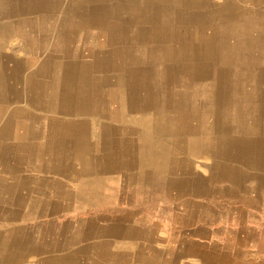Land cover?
<instances>
[{
  "label": "crops",
  "instance_id": "obj_1",
  "mask_svg": "<svg viewBox=\"0 0 264 264\" xmlns=\"http://www.w3.org/2000/svg\"><path fill=\"white\" fill-rule=\"evenodd\" d=\"M12 1L4 0L0 9V186H10V191L1 193L16 195H0V264H264V158L255 161L256 145L246 144L255 136L242 135L244 143H238L245 147L236 146L234 159L217 160L235 168L237 176L212 180L216 187L237 181L242 187L237 192L253 202L244 203L239 213L234 211V221L205 217L190 221V215L174 207L177 196L189 193H178L181 189L173 185L180 181L176 175L160 180L158 164L143 158L137 140L128 148L132 161L125 162L128 152L118 153V134L125 139L124 128L111 130L115 122L102 102L110 91L120 101L125 98L127 80L105 82L101 76H109L110 71L88 70L86 75L99 76L103 82L95 95L88 79L76 76L78 67L68 62L71 54L51 48L65 26L61 16H52V28L44 33L50 48H30L13 29L19 17L27 14L26 1H20L18 8L7 5ZM248 3L259 7L264 0ZM64 66L75 77L58 76ZM88 97H95V102ZM72 99L74 103H68ZM95 104L100 106L97 112L92 110ZM69 107L74 110L62 111ZM139 112L129 114L137 117ZM57 121L74 125L65 129L53 124ZM102 138H108L109 148L104 149ZM179 148H184L183 154L177 156L188 157L195 171L206 174L212 164L209 154L195 157L187 146ZM85 169L88 175L82 174ZM143 171L151 172L148 179L154 190L143 187ZM98 180L106 182L103 191ZM37 185L40 192L26 190ZM161 186L168 190L160 191ZM256 186L258 191L253 189ZM46 193L56 198V205L40 201ZM62 196L70 201H58ZM64 211L72 213L65 220L60 218Z\"/></svg>",
  "mask_w": 264,
  "mask_h": 264
},
{
  "label": "bare ground",
  "instance_id": "obj_2",
  "mask_svg": "<svg viewBox=\"0 0 264 264\" xmlns=\"http://www.w3.org/2000/svg\"><path fill=\"white\" fill-rule=\"evenodd\" d=\"M33 1L36 4L43 3V5L34 6L36 8H31L29 13H42L44 10H50L49 13L52 16H61L59 18L64 20L62 21L65 25L62 26L61 30L66 31L68 34L71 33L70 30H78L82 27V22L74 23V18L87 17L92 9H97L98 7L100 10L109 9L114 15L112 17L114 19L110 22L103 20L102 16L100 21L95 20L96 18H90L91 20L88 23L85 22V27L97 30L96 33L98 35L93 38L82 37L77 40L68 38L70 41L68 45L66 44L68 42L61 40L63 44L70 46L72 50L85 47L84 53L71 54L70 56L72 57L68 62H71L73 67L76 68L84 63L87 65L93 63L100 71H110L111 74L109 76H101L105 82L108 79V81L110 80L109 83L112 81L117 84H123L124 82L120 78L127 80L129 85L126 86L125 98L120 101L116 94L110 91L106 97L107 102H105L106 100L100 101L102 105H107L108 103L113 105L112 103L115 102L116 105L110 112L111 114H118V111H120L119 114L124 116L134 110L144 112L149 110L151 105L157 104H160L159 107L164 112L172 111V108L177 112L176 120L174 121L178 129V137L171 140L158 136L155 130L156 126L151 124L149 119L144 118L140 121L135 118L128 125L125 118L121 119L117 124L121 128L124 127V135L127 136L124 143L126 144V150H122V153L130 151L127 145L135 141V137L139 134V127L136 126V123L139 124L143 135L151 136L152 138L150 139L156 145L165 144L163 147L160 146L161 148H158L154 155L168 160V166L164 172L169 175H176L179 178L180 181L175 180L173 184L174 187L181 189V191L177 192H189L184 196L182 193V196L175 198V200L180 201V205H182L188 216L194 210L203 208V206L213 209L222 206L233 208L242 207L246 202H253L250 199H245L242 193H225L231 191L230 187L232 184L228 187H216L213 186L212 180L216 177L224 179L237 176L235 168L234 171L232 170L233 167L219 163L217 159H219V156L225 158L223 161L234 159L237 150L236 146L245 147L240 144L244 143L242 135H248L249 133L255 136V138L247 141L246 144L256 145L253 150L255 161H257L258 157L264 158V102L259 106L260 94L261 92L264 94V68H259L260 64H258L261 60L260 57L264 59V52L261 54L252 52L261 48L264 51V4L255 7L254 4L248 3V1L253 0H223L221 3L213 4L212 6L206 4L207 0H117L115 2L111 0H86L83 5H78L80 3L76 0H51L53 1L51 5H48L51 3L50 0ZM237 3L240 4L238 5ZM123 10H126L129 14L126 18L119 16L122 15ZM138 16L139 18L142 17V20H136ZM204 16L207 18L200 20ZM155 17L160 19L157 24L147 21V19H155ZM107 23L109 24L107 25ZM254 25L256 26L255 28ZM137 29L155 30L157 32L163 30L165 37L155 36L149 39L138 37L132 39L130 37L129 42L133 43L135 47L133 50L136 53H132L130 63H126L124 60L127 55L122 53L125 45L123 34L125 32L131 34ZM53 31L55 33L54 28ZM235 37H237V40H235ZM240 46H243V49ZM109 48L111 51H107ZM98 49L103 52L98 53ZM194 50L197 51L196 54L193 53ZM186 64L187 67L183 68V65ZM60 71L61 74L58 76L75 77L69 66H64ZM183 73L186 74L183 75ZM82 74L83 72L76 71V76L78 77L91 80L97 78L100 83L102 82L99 76L92 75L89 77L91 75L88 76L89 73L87 75ZM152 74L156 77L155 92H152L149 88L150 86L145 82ZM192 79L191 84L189 81ZM184 80L188 81L187 84L182 82ZM130 82L132 85H130ZM111 86H113V83ZM96 94L97 92L95 91ZM187 96L189 99H187ZM152 97H155V101ZM88 100L90 101L91 97H88ZM74 101L72 99L68 103L73 104ZM125 106L128 107L124 108ZM193 108H198L200 112L193 114ZM73 110L74 108L62 109L63 112H71ZM221 119L228 121V127L222 124ZM53 124L61 125L65 129L74 125V123H61L59 121ZM101 127L103 128L104 125H101ZM109 127L114 130L115 124H111ZM217 129L222 130L229 136L221 149L216 148L213 140L214 131ZM106 130H108V127ZM187 134L192 136L202 134L204 141L209 144L198 151L197 154L200 156L201 153L205 152L215 160L211 178L208 182L206 181L212 193H191V188L189 189L190 181H187L182 169L188 157L177 156V153H182L184 148H166L167 143L184 139ZM103 139H101L103 141L102 146L104 149L109 148L108 138ZM142 141L144 140L142 139ZM188 148L191 152L194 151L192 147ZM165 184V187H167L168 182ZM33 188L27 187L26 190L29 191ZM237 188L242 190V187L236 181L235 190ZM0 190V195L2 196L9 195L13 197V194L16 195V193H1L10 191L9 185L0 186ZM204 194L209 197L204 204V200L195 201L192 198ZM223 198H227L228 201L222 203ZM68 199L69 197L64 196V201L67 200L69 202L70 200ZM180 218L179 216L178 219Z\"/></svg>",
  "mask_w": 264,
  "mask_h": 264
},
{
  "label": "rangeland",
  "instance_id": "obj_3",
  "mask_svg": "<svg viewBox=\"0 0 264 264\" xmlns=\"http://www.w3.org/2000/svg\"><path fill=\"white\" fill-rule=\"evenodd\" d=\"M9 1V0H8ZM20 1H26V4H24L25 8H27V14H24L22 16L19 17V19L15 22V24L13 25V29L16 30L17 32L21 33L20 35L24 38V40L27 41L28 43V46L30 48H37V47H41L42 49H46V48H50V46H48V42L46 41L45 39V35L44 33H49L50 32V29L52 28V24H53V21H52V15L49 13L50 10H47L42 13H35V14H29L30 12V9L33 8L34 6H42V4H36L33 0H13L11 3L8 4L7 2V5H10L11 7H20L21 5V2ZM51 1V0H50ZM77 2H79L80 4L78 5H83L86 0H76ZM112 2H115L117 0H111ZM53 1H51V3H49L48 5H51ZM218 2H216L215 0H207V5L208 6H212L213 4H217ZM5 5L4 3V0H0V9L3 8V6ZM38 7V6H37ZM36 8V7H34ZM101 11H103L101 13ZM122 15H126L128 16L129 14L126 12V10L122 11ZM103 17V20H105L106 22H110L114 15L111 13V11L109 9H102L100 10V8L98 7L97 9H92L91 12L88 14L87 17H77V18H74V23L75 22H82V27L78 30H70L71 33H67L66 31H63V30H59L58 31V34L55 38V42L51 45V48L55 49V50H62L63 54H66V55H69V54H76V53H84V48H75L71 51H68L67 50V46H65L66 44H63V41H61L62 39L67 42L68 38H71L72 40H77V39H80L82 37H89V38H93L95 37L96 35H98L96 33L97 30H95L94 28H91V27H85V22L88 23L91 19L90 18H96L95 20H98L100 21V17ZM117 16V15H116ZM121 16V15H119ZM110 18V19H109ZM142 18V17H141ZM141 18H139V16L136 18V20L140 21L142 20ZM207 17L204 16L203 18H200L201 19H206ZM147 21L151 22L152 24H157V22L160 21V19L158 17H155V19L151 18V19H147ZM109 23H107L108 25ZM256 26L254 25V28ZM37 28L39 29V31L37 30ZM215 29V28H214ZM216 30V29H215ZM105 31V30H103ZM155 30H134L131 34L127 32H125L123 34L124 36V40H125V45L123 46V51L122 53L126 54L127 56L125 57V62L126 63H130V58H131V54L133 53H136V51L133 50V48H135L133 46V43H130L129 42V38L131 37L132 39L134 38H144V39H149V38H152V37H165L163 35L164 31L161 30V32H157ZM106 33L108 34V31L106 30ZM53 35H55V33H52ZM74 37H71L73 36ZM165 34V33H164ZM87 35V36H86ZM126 38V39H125ZM235 40H237V37H235ZM240 40H241V37H240ZM241 49H243V46H240ZM98 53L99 52H103L101 49H98ZM107 50V49H105ZM107 51H111L110 48L109 50ZM196 50L193 51L194 54H196ZM252 52H256L257 54H261L263 51V48L261 49H255L254 51ZM47 54H49L48 52H46ZM260 61L258 64L259 65V68L263 67L264 68V59L260 57ZM189 64V63H188ZM92 65V66H91ZM78 70L83 72L82 75H86L85 72H87L88 70H91L92 68H95L94 64L91 63V64H86L84 63L83 65H79L78 66ZM187 67V64L186 65H183V68H186ZM186 73H183V75H185ZM89 76V75H88ZM92 75H90L89 77H91ZM120 80H122L123 82H126V80L123 78H120ZM88 81L90 82V85H92L94 88H95V91L97 89V87L100 86V83H99V80L97 78H93L92 80L91 79H88ZM148 81L147 84L150 86V90L152 92H155L156 91V87H155V81H156V77L154 76V74L150 75V77L148 78ZM192 81H189L191 82L192 84ZM183 83H186L187 82L184 80L182 81ZM159 85H162V84H159ZM164 85V84H163ZM97 94H98V91H97ZM122 94V93H121ZM120 94V95H121ZM95 97H91V102H95V101H92L94 100ZM152 99H154L155 101V97H152ZM187 99H189V97L187 96ZM98 101L97 103H99V100H96ZM264 102V94L263 92H261L260 94V98H259V106L262 105ZM158 103V102H157ZM96 106L92 109L93 112H97L98 110H100V106L98 104H95ZM160 104H157V105H151L150 109L147 110L151 115L149 116H145V115H141V113L143 112H139V115L140 116H132L130 114L128 115H124L123 114H119L120 111H118V114L117 113H112L111 114V121L113 122H116L115 123V127L114 129L115 132L123 129L121 128V126L117 124V122L119 123L121 121V119H125L126 122H128L127 124L129 125V123L131 121H133V119H137V120H140L141 119H149V122H151V124H154L156 126L155 130H156V134L160 137H163V138H167L169 140L171 139H174L176 137H178V129H177V126H176V122L174 120H176V111L173 110L172 108V111H169V112H164L163 110L160 109ZM109 108L110 111H112V109L114 108V105H106V108L107 109ZM146 112V111H144ZM193 114H198L200 112V110L198 108H193L192 110ZM122 113V112H121ZM122 115V116H121ZM150 116H151V120H150ZM167 118H166V117ZM118 119V120H116ZM204 120V119H203ZM221 122L224 126L228 127L229 123L227 120H222L221 119ZM205 123V121H204ZM136 126L139 127V130H141L139 124L136 123ZM119 135V138H120V146L121 147H118V153L120 155H122V150L126 149V144H124V142H126V138L123 139L121 136V134H118ZM214 141H215V145H216V148L218 149H221L226 141V139L229 137L227 133H224L222 130H215L214 131ZM150 138H152L151 136H148V135H143L142 132H139V134L135 137V142L136 143V140H137V143H140V147L143 149L141 151L142 155H143V158L144 159H148L149 162L151 163H154L153 160L156 162V164H158V172H157V175L160 180H162V177L164 176H168L169 174L164 172L165 169L167 168L168 166V160L166 159H161V158H158L154 155V153L158 150V148H161L160 146H164L165 144H155L154 141H152ZM142 139L144 141H142ZM132 144V143H131ZM187 146V147H192V149H194L193 152H191V155L192 156H195V157H198V151H200L202 148H205L207 147L209 144H207L205 141H204V137L202 134H199V135H196V136H192L191 134H187L185 135L184 139H181L179 141H176V142H172V143H167L166 144V148L168 147H175V148H179V146ZM128 148H130V144L127 145ZM203 152V151H201ZM147 153V154H146ZM205 152L201 153V154H204ZM129 154V155H128ZM128 154H126V161H132L133 158L131 159V150L128 151ZM219 159H221V157L219 156L218 157ZM210 159L212 161V164L209 166V170L208 171H205L206 174H200L199 172L195 171V169L193 168V165L191 164V161H189V159L185 160L184 162V165L182 167L183 169V172H184V175L186 176V179L187 181L189 180L190 181V187L189 189L191 188V193H209L211 192L210 191V188L208 187V180L211 178V172H212V167L215 165V160L210 156ZM217 159V160H219ZM209 165V164H207ZM90 172H88L87 169H85L82 174H89ZM151 172L150 171H143V187L147 186L149 190H154L155 187L152 183V181H150V179H148L151 175ZM182 177V176H181ZM99 182V186H98V189L103 191L106 187V182L103 181V180H98ZM207 181V182H206ZM161 184H164L163 181L160 182ZM34 187V186H32ZM167 187H169V185H167ZM239 188V187H238ZM238 188L235 190V185L232 184L230 189L231 191H228V192H225V193H238V192H241V190ZM46 189L47 190H51V187H47L46 185ZM164 187L161 186V188H159V190H163ZM255 191H258V188L257 186L253 188ZM53 190H56V189H52V192ZM165 190V189H164ZM168 188L165 190L167 191ZM28 191V190H27ZM238 191V192H237ZM31 192H40V187L35 186ZM212 193V192H211ZM51 195L50 193H46V195H43V198H41V202L46 205V206H50V205H56L54 202L56 201V198ZM199 196V198H197ZM49 197V198H48ZM193 200L195 201H203V204L206 203L209 199V197H207L205 194L204 195H197L195 197H192ZM45 199V200H44ZM34 200V199H33ZM32 200V201H33ZM58 201L62 202L64 201V196H62V198H57ZM225 201H228L227 198H223L222 199V203H224ZM49 203V204H48ZM207 205V204H206ZM211 205V204H209ZM174 207L176 209H182L183 210V207L182 205H180V201L179 200H175V203H174ZM219 209V211H218ZM213 210V212H212ZM236 210H239L238 212L242 211V207H233V208H227L225 206H222L220 208H206L205 206H203V208H200V209H196L192 212V214L190 215V221H194V220H197L198 218L199 219H203V217H205V219L211 221H215L217 219H223V220H226L227 221H234L235 220V217L232 216L231 213H233L234 211L236 212ZM184 211V210H183ZM218 211V212H217ZM71 211H64L62 213V216H60V218H62L63 220L64 219H67L69 216L72 215V213H70ZM221 212V213H220ZM229 212V213H228ZM195 213V214H194ZM197 213V214H196ZM202 213V214H201ZM214 213V214H213ZM244 215L245 213L242 212ZM243 214H240V217L243 215ZM58 214L56 213V216ZM66 216V217H65ZM208 216V217H207ZM222 216V217H221ZM228 216V217H227ZM217 217V218H215ZM221 217V218H220ZM227 217V218H226ZM102 220V219H101Z\"/></svg>",
  "mask_w": 264,
  "mask_h": 264
}]
</instances>
